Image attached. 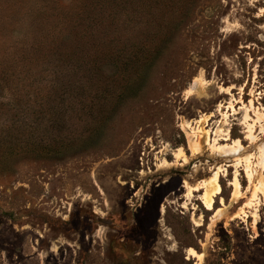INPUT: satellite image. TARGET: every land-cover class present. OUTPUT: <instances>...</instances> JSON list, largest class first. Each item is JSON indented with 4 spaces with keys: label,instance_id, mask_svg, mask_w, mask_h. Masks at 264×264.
Instances as JSON below:
<instances>
[{
    "label": "rangeland",
    "instance_id": "374dc122",
    "mask_svg": "<svg viewBox=\"0 0 264 264\" xmlns=\"http://www.w3.org/2000/svg\"><path fill=\"white\" fill-rule=\"evenodd\" d=\"M263 108L264 0H0V264H264Z\"/></svg>",
    "mask_w": 264,
    "mask_h": 264
},
{
    "label": "bare ground",
    "instance_id": "6f19581e",
    "mask_svg": "<svg viewBox=\"0 0 264 264\" xmlns=\"http://www.w3.org/2000/svg\"><path fill=\"white\" fill-rule=\"evenodd\" d=\"M193 88H194V86H193ZM229 90L230 89H225L224 93L225 94H230ZM240 90H243V88H240ZM236 102L239 104L241 101L240 100H236ZM242 105H243V108H241V109L244 110V126H245V129H246L245 133H247L245 139L249 140L250 143H251L253 141V139H254L253 132H254V127H255V122H257V123L260 122V120H261L260 116H262V114L260 113L259 108H256V107L253 108V104H252L251 101L249 102V107H247L248 105L247 106H244V104H242ZM222 106L223 105L220 104L219 108H218V111H220V115L222 116V120H227L228 119V116L231 115L230 113L228 114L229 111L232 112V114H234V113L237 114L236 113V108L234 107L233 102L232 103L230 102L227 106L223 107L224 109H227V112H225V113L221 112ZM249 108H253L254 110H252V112L254 111V114H255V117H254L255 119L254 120L252 119L251 123L249 122V121H251V118H250V116L248 114V112L250 110ZM263 110H264V108H263ZM212 117H213V115L207 116L204 119L198 120L197 123L200 122V121H202V122L210 121ZM188 129H189L190 133L186 132L185 134H188L189 138H190L189 142L191 143V145L189 143V145H190L189 148H190V150H191V152L193 154L197 155L201 151V147H200V142L201 141L199 142V141L193 140V139L198 137V135H199L198 133L201 132L199 130L200 128L197 129V128H193L192 126H189ZM261 129L263 130V128H261ZM208 133H209L208 131L204 132V135L206 136V139H207L206 140V144L208 145V147L212 151H214L216 153L222 154L224 156H232V155L237 154L242 149V144H241V141L239 139L232 140L230 138L229 129H226V130L218 129V130H216L214 132L213 139L208 137ZM220 141H223L224 143H221ZM183 154L184 153L181 151V149H178L174 156H175V158L176 157L179 158L180 156L184 157ZM183 161L186 162V159L183 158ZM258 164H260L259 167H261L264 170V149L260 152V162H258ZM253 173H254V171L253 172L248 171V177L247 178H248L249 182H250V180L252 178ZM263 176H262V178H263ZM218 182H219L218 181V175H217V173H215V176H213L211 179H209V181L204 182V184L201 183L202 185H204V187H203L204 188V194L202 195L201 199H202V202L204 204V207H206L207 210H213L214 198L221 194V187H220V184ZM231 186L233 187V196L237 197L238 194L240 193V184H239V181H238L236 173L234 175L233 181L231 182ZM263 186H264L263 183H260V185L258 186L259 189H262V192H264L263 191L264 190ZM187 189H188V196L191 197L192 196V192L199 190L200 187L195 186L193 188H187ZM161 211L163 212V208L161 209ZM194 224H195V226H200L201 225L200 223H197V221H195V220H194ZM186 252H187L188 259H197V261L201 260L202 255L197 253L193 248H188ZM197 264H199V262H197Z\"/></svg>",
    "mask_w": 264,
    "mask_h": 264
}]
</instances>
